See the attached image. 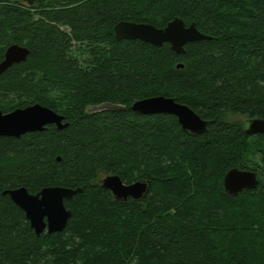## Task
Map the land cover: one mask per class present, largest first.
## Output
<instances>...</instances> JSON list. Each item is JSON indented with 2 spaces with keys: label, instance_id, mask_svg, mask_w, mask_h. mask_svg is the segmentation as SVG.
Wrapping results in <instances>:
<instances>
[{
  "label": "trees",
  "instance_id": "trees-1",
  "mask_svg": "<svg viewBox=\"0 0 264 264\" xmlns=\"http://www.w3.org/2000/svg\"><path fill=\"white\" fill-rule=\"evenodd\" d=\"M175 18L209 39L178 55L115 35L122 21ZM13 44L30 55L0 75V110L40 104L68 126L0 137V264H264V135L246 133L264 119V0H0V63ZM157 96L208 131L131 109ZM233 168L255 172L257 187L229 196ZM106 175L147 193L118 201ZM54 186L83 192L65 202L64 231L37 236L3 193Z\"/></svg>",
  "mask_w": 264,
  "mask_h": 264
},
{
  "label": "water",
  "instance_id": "water-1",
  "mask_svg": "<svg viewBox=\"0 0 264 264\" xmlns=\"http://www.w3.org/2000/svg\"><path fill=\"white\" fill-rule=\"evenodd\" d=\"M118 40H139L160 47L170 44L172 51L178 55L185 53V46L190 43L208 40L195 23L187 26L182 18H175L165 28H157L151 24H137L122 21L115 27ZM30 55V50L18 44L9 46L4 59L0 63V75L15 64L23 63ZM183 67L179 65L178 68ZM131 109L143 115L169 114L177 117L182 129L192 135H200L208 131V121L201 118L188 105L177 102L174 98L157 96L135 102ZM55 125L59 130L65 129L64 117L50 108L40 104L18 108L9 113L0 110V137L20 138L27 133L43 132L48 126ZM248 135H264V119L247 120ZM259 183L258 176L253 171L231 169L223 179V188L229 196L236 197L243 190H252ZM101 184L109 190L118 201L129 199L140 201L148 190L146 182L125 184L119 176L106 175ZM82 188H65L60 186L47 187L37 194H32L25 187L6 190L7 195L25 213L31 228L37 236L48 235L65 230L72 211L65 202L73 201L82 193Z\"/></svg>",
  "mask_w": 264,
  "mask_h": 264
},
{
  "label": "rangeland",
  "instance_id": "rangeland-1",
  "mask_svg": "<svg viewBox=\"0 0 264 264\" xmlns=\"http://www.w3.org/2000/svg\"><path fill=\"white\" fill-rule=\"evenodd\" d=\"M105 108H107V106H101L98 108H91V110L96 111V110H101V109H105ZM232 119H234V120H245L244 118H240V117H232Z\"/></svg>",
  "mask_w": 264,
  "mask_h": 264
}]
</instances>
